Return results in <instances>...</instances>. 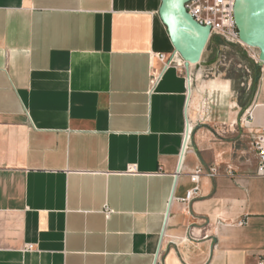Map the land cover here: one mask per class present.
Here are the masks:
<instances>
[{"label":"crops","instance_id":"0c3cea01","mask_svg":"<svg viewBox=\"0 0 264 264\" xmlns=\"http://www.w3.org/2000/svg\"><path fill=\"white\" fill-rule=\"evenodd\" d=\"M160 2L0 0V264L264 255V176L238 124L247 106L226 80L202 78L214 62L170 67L148 90L155 55L174 51ZM251 101L258 128L264 70Z\"/></svg>","mask_w":264,"mask_h":264},{"label":"built area","instance_id":"2783aa9c","mask_svg":"<svg viewBox=\"0 0 264 264\" xmlns=\"http://www.w3.org/2000/svg\"><path fill=\"white\" fill-rule=\"evenodd\" d=\"M233 5L234 0H189L184 4L186 11L191 15V17L200 25L208 26L210 28L209 41L214 38H221L227 42L239 43L243 45L237 34V29L235 26L233 18ZM157 61L159 62V67H154L152 65L150 70L149 79V92H152L158 82L160 81L163 72L170 67H178L182 69L184 67V62L182 58L176 51L171 54L157 53L155 55ZM264 64V63H263ZM262 70H264V65ZM188 85L191 83V77L187 75ZM257 103H251L249 106L243 109L239 117V124L242 129L246 131L249 137L250 148L254 154L256 160L255 173L260 176H264V125L258 128L254 127L255 120V109L257 108ZM190 133L187 130L183 134V146L182 152L185 151L187 143L189 142ZM136 171L135 165H129L127 167V172L134 173ZM202 174L200 168H196L194 172L190 175V180L193 186L185 193L183 202L189 203L199 195V178ZM208 175L213 176L216 174V168L212 167L207 172ZM106 215L108 216L112 210L105 207ZM241 224V222H240ZM34 245L27 244L25 250H32ZM155 264H162L156 255ZM258 264H264V255L259 258Z\"/></svg>","mask_w":264,"mask_h":264},{"label":"water","instance_id":"95a60500","mask_svg":"<svg viewBox=\"0 0 264 264\" xmlns=\"http://www.w3.org/2000/svg\"><path fill=\"white\" fill-rule=\"evenodd\" d=\"M158 15L165 25L174 51L186 70L201 63L209 42L210 28L198 24L186 11L189 0H160ZM233 18L239 41L258 49V62L264 63V0H234Z\"/></svg>","mask_w":264,"mask_h":264},{"label":"rangeland","instance_id":"374dc122","mask_svg":"<svg viewBox=\"0 0 264 264\" xmlns=\"http://www.w3.org/2000/svg\"><path fill=\"white\" fill-rule=\"evenodd\" d=\"M202 62H214L206 68L202 75L204 80L212 78L226 80L230 84L228 95L232 100H236L239 106H249L251 104L264 65L258 62L257 48L214 38L213 42L209 41L207 43L201 58ZM208 99L209 96L204 95L202 103L203 101L205 103ZM200 109L204 111L205 106H201ZM204 120L217 128V119L205 117ZM244 155L245 158H248L246 152H244Z\"/></svg>","mask_w":264,"mask_h":264},{"label":"trees","instance_id":"16d2710c","mask_svg":"<svg viewBox=\"0 0 264 264\" xmlns=\"http://www.w3.org/2000/svg\"><path fill=\"white\" fill-rule=\"evenodd\" d=\"M214 41V39H212V41L211 42H213Z\"/></svg>","mask_w":264,"mask_h":264}]
</instances>
